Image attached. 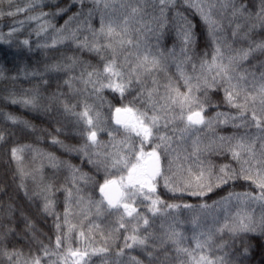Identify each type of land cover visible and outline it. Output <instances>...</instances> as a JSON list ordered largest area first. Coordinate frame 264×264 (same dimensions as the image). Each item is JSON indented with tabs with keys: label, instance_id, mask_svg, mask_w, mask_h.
Returning <instances> with one entry per match:
<instances>
[{
	"label": "trees",
	"instance_id": "16d2710c",
	"mask_svg": "<svg viewBox=\"0 0 264 264\" xmlns=\"http://www.w3.org/2000/svg\"><path fill=\"white\" fill-rule=\"evenodd\" d=\"M79 258L264 264V0H0V264Z\"/></svg>",
	"mask_w": 264,
	"mask_h": 264
},
{
	"label": "rangeland",
	"instance_id": "374dc122",
	"mask_svg": "<svg viewBox=\"0 0 264 264\" xmlns=\"http://www.w3.org/2000/svg\"><path fill=\"white\" fill-rule=\"evenodd\" d=\"M115 120L119 123H126L128 121V118L130 116L129 112H127L126 110H122L119 109L116 111V115H115ZM189 117H191V120L193 123H200L202 121V116L198 115V114H190L188 115ZM135 123H139L136 119H135ZM98 130L99 131H104L105 129V124L99 120L98 122ZM144 158V160L140 161V163L136 164V167L129 170V172L123 177V182L125 185V192H123V190L120 188V186H113L112 192H110V196L113 197V202L114 204L116 202H118L117 204H119L120 202L125 205H131L133 204L136 200H138V198H142V196L138 193V190L135 186L136 183L140 182V183H147L149 184V187H151V171L153 169H150V173L149 170L147 169V167H150L151 164L149 162H147L148 159V154H146ZM135 166V165H134ZM154 171V170H153ZM152 171V172H153ZM137 189V190H136ZM247 198L251 201V203L255 204L258 202L259 198L256 197V195L253 194H249V193H244L242 191L237 192H230L224 196H221L219 198V200L221 201L222 205L224 206L225 209L228 208V206L232 203H237L238 206L240 205H245V202H247ZM133 211H129V213H132ZM81 254L80 252H74ZM78 264H86L85 261H83V259L79 258L78 259ZM106 264V263H104ZM110 264V263H109Z\"/></svg>",
	"mask_w": 264,
	"mask_h": 264
},
{
	"label": "flooded vegetation",
	"instance_id": "af4514ba",
	"mask_svg": "<svg viewBox=\"0 0 264 264\" xmlns=\"http://www.w3.org/2000/svg\"><path fill=\"white\" fill-rule=\"evenodd\" d=\"M150 161V160H149ZM150 164H151V166L150 167H147L148 169H151V168H153L154 166H153V163L150 161L149 162Z\"/></svg>",
	"mask_w": 264,
	"mask_h": 264
}]
</instances>
